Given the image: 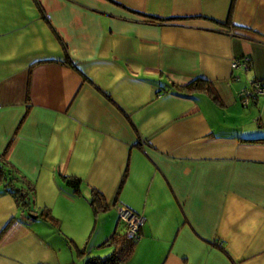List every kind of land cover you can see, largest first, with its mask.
<instances>
[{"label": "crops", "instance_id": "crops-1", "mask_svg": "<svg viewBox=\"0 0 264 264\" xmlns=\"http://www.w3.org/2000/svg\"><path fill=\"white\" fill-rule=\"evenodd\" d=\"M253 79L264 0H0V161L33 187L27 209L0 179V264L104 256L122 207L144 220L120 264H264Z\"/></svg>", "mask_w": 264, "mask_h": 264}, {"label": "trees", "instance_id": "trees-1", "mask_svg": "<svg viewBox=\"0 0 264 264\" xmlns=\"http://www.w3.org/2000/svg\"><path fill=\"white\" fill-rule=\"evenodd\" d=\"M186 88L200 89L208 88L207 83L199 78L193 79L184 85ZM0 179L4 182L3 189L9 192L16 200V202L23 208H29L32 202L33 187L27 183L26 187L17 186L16 181L23 180L16 170L7 166V163L0 161ZM66 184L72 188L73 191L80 190L81 179L76 176L65 177ZM90 204L95 213L106 210L107 204L102 194L93 189ZM40 214L48 221L57 225V219L52 214L49 208H43ZM124 222V221H123ZM125 223V222H124ZM141 227V226H140ZM140 227L138 229V236L130 237L126 233V224L123 233L115 232L107 239V244L112 246V250L104 256L88 257L84 264H120L126 260L133 251V246L140 235Z\"/></svg>", "mask_w": 264, "mask_h": 264}, {"label": "built area", "instance_id": "built-area-1", "mask_svg": "<svg viewBox=\"0 0 264 264\" xmlns=\"http://www.w3.org/2000/svg\"><path fill=\"white\" fill-rule=\"evenodd\" d=\"M252 64L251 58L249 55L242 57L233 61V67H243L248 69ZM241 99L244 104H247L249 99H254L258 96L264 95V80L253 79L250 82L249 88H243L240 92ZM119 218L122 219L126 224V233L130 237L138 236V229L143 224L144 218L134 213L127 207L119 208L118 210Z\"/></svg>", "mask_w": 264, "mask_h": 264}, {"label": "rangeland", "instance_id": "rangeland-1", "mask_svg": "<svg viewBox=\"0 0 264 264\" xmlns=\"http://www.w3.org/2000/svg\"><path fill=\"white\" fill-rule=\"evenodd\" d=\"M121 228H122V229L124 228L122 224H121ZM122 229H121V230H122ZM111 250H112V248H111ZM111 250L109 249L105 254H108ZM103 255H104V254H103Z\"/></svg>", "mask_w": 264, "mask_h": 264}, {"label": "water", "instance_id": "water-1", "mask_svg": "<svg viewBox=\"0 0 264 264\" xmlns=\"http://www.w3.org/2000/svg\"><path fill=\"white\" fill-rule=\"evenodd\" d=\"M33 216H35V215H33Z\"/></svg>", "mask_w": 264, "mask_h": 264}]
</instances>
